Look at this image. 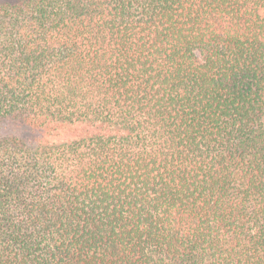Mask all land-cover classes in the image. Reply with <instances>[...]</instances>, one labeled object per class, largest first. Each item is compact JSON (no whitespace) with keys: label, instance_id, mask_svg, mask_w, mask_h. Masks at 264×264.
<instances>
[{"label":"trees","instance_id":"trees-1","mask_svg":"<svg viewBox=\"0 0 264 264\" xmlns=\"http://www.w3.org/2000/svg\"><path fill=\"white\" fill-rule=\"evenodd\" d=\"M0 125V264H264V0H0Z\"/></svg>","mask_w":264,"mask_h":264},{"label":"rangeland","instance_id":"rangeland-1","mask_svg":"<svg viewBox=\"0 0 264 264\" xmlns=\"http://www.w3.org/2000/svg\"><path fill=\"white\" fill-rule=\"evenodd\" d=\"M12 127L6 125H0V133L4 134L7 130L11 129ZM13 129V128H12ZM15 130V129H14Z\"/></svg>","mask_w":264,"mask_h":264}]
</instances>
